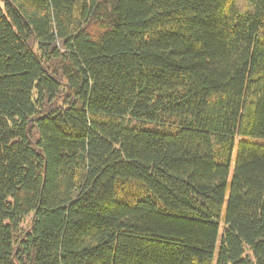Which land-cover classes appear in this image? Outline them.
Instances as JSON below:
<instances>
[{"label":"trees","instance_id":"trees-1","mask_svg":"<svg viewBox=\"0 0 264 264\" xmlns=\"http://www.w3.org/2000/svg\"><path fill=\"white\" fill-rule=\"evenodd\" d=\"M0 264H264V0H0Z\"/></svg>","mask_w":264,"mask_h":264},{"label":"rangeland","instance_id":"rangeland-1","mask_svg":"<svg viewBox=\"0 0 264 264\" xmlns=\"http://www.w3.org/2000/svg\"><path fill=\"white\" fill-rule=\"evenodd\" d=\"M231 171H232V168H231ZM225 204H226V202H225ZM224 211H225V206H224V208H223V214H224ZM220 226H221V228H222V224H221ZM221 228H220V230H219L218 242H217V248H218V246H219L220 239H221V235H222V229H221Z\"/></svg>","mask_w":264,"mask_h":264}]
</instances>
